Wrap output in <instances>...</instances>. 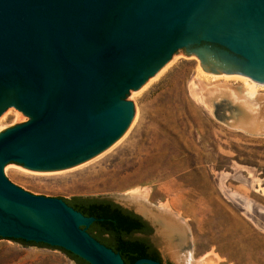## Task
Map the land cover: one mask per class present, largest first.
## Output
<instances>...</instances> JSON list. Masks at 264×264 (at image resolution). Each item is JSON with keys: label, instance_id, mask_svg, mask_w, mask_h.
<instances>
[{"label": "water", "instance_id": "water-1", "mask_svg": "<svg viewBox=\"0 0 264 264\" xmlns=\"http://www.w3.org/2000/svg\"><path fill=\"white\" fill-rule=\"evenodd\" d=\"M180 50L205 73L264 86V0H0V116L27 120L0 134V239L124 264L87 232L94 218L24 191L4 168L59 172L107 150L131 124L128 95ZM243 96L226 125L264 136V100Z\"/></svg>", "mask_w": 264, "mask_h": 264}, {"label": "rangeland", "instance_id": "rangeland-1", "mask_svg": "<svg viewBox=\"0 0 264 264\" xmlns=\"http://www.w3.org/2000/svg\"><path fill=\"white\" fill-rule=\"evenodd\" d=\"M168 63L128 95L132 122L108 151L59 172L11 163L4 175L36 196L107 197L153 221L149 240L165 264H264V136L226 125L235 100L245 90L264 100V86L205 73L184 50ZM26 122L7 108L0 134ZM0 264L74 262L0 239Z\"/></svg>", "mask_w": 264, "mask_h": 264}, {"label": "trees", "instance_id": "trees-1", "mask_svg": "<svg viewBox=\"0 0 264 264\" xmlns=\"http://www.w3.org/2000/svg\"><path fill=\"white\" fill-rule=\"evenodd\" d=\"M85 217L95 219L87 232L100 244L121 256L124 264H134L139 259H153V252L145 239L137 237L146 232L141 218L107 200V197H73L63 200ZM23 247L52 249L62 252L75 264H89L81 258L59 248L12 240Z\"/></svg>", "mask_w": 264, "mask_h": 264}, {"label": "flooded vegetation", "instance_id": "flooded-vegetation-1", "mask_svg": "<svg viewBox=\"0 0 264 264\" xmlns=\"http://www.w3.org/2000/svg\"><path fill=\"white\" fill-rule=\"evenodd\" d=\"M108 201H110L111 203L115 204L114 202H112L109 198H107ZM117 205V204H115ZM123 209V208H122ZM125 210V209H124ZM128 211V210H127ZM134 214V213H133ZM139 217V216H138ZM141 218V217H140ZM142 222L144 223L145 225V230L146 232L144 234H138L137 237L139 238H142V239H145L147 241V243L150 245V250L153 252V257H155V260L154 261H157V262H160L161 264H165L161 258H160V255L158 253V251L155 249V247L152 245V243L150 242L149 238L152 234V231H153V227L152 225L145 221L143 218H141ZM153 260V259H152Z\"/></svg>", "mask_w": 264, "mask_h": 264}, {"label": "bare ground", "instance_id": "bare-ground-1", "mask_svg": "<svg viewBox=\"0 0 264 264\" xmlns=\"http://www.w3.org/2000/svg\"><path fill=\"white\" fill-rule=\"evenodd\" d=\"M168 64H169V63H168ZM168 64H166V66H164L163 69H160V71H159L157 74H159L162 70H164L165 67L167 68V67H168ZM170 64H171V63H170ZM157 74H156V75H157ZM247 79H248V78H247ZM145 83H146V82H145ZM145 83H144V84H145ZM142 87H143V86H142ZM131 122H132V121H131ZM124 134H125V132H124ZM122 136H123V135H122ZM122 136H121V137H122ZM121 137H120V138H121ZM120 138H119L118 140H120ZM118 140H117V141H118ZM117 141H116V142H117ZM116 142H115L113 145H111L109 148H111L112 146H114V145L116 144ZM117 143H118V142H117ZM109 148H108V149H109ZM108 149L105 150V151H108ZM110 150H111V149H110ZM105 151H104V152H105ZM104 152H102V153H104ZM102 153H101V154H102ZM99 155H100V154H99ZM96 157H97V156H96ZM262 189H263V192H264V188H262ZM263 195H264V194H263ZM181 264H186V263H181Z\"/></svg>", "mask_w": 264, "mask_h": 264}, {"label": "crops", "instance_id": "crops-1", "mask_svg": "<svg viewBox=\"0 0 264 264\" xmlns=\"http://www.w3.org/2000/svg\"><path fill=\"white\" fill-rule=\"evenodd\" d=\"M262 192H263V189H262ZM264 193V192H263ZM75 264V263H74Z\"/></svg>", "mask_w": 264, "mask_h": 264}]
</instances>
